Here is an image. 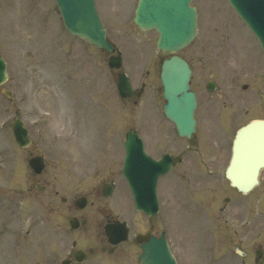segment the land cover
<instances>
[{"label":"rangeland","instance_id":"obj_1","mask_svg":"<svg viewBox=\"0 0 264 264\" xmlns=\"http://www.w3.org/2000/svg\"><path fill=\"white\" fill-rule=\"evenodd\" d=\"M199 3L210 13L222 12L216 10L220 0H200ZM97 4L107 24L109 39L122 53L121 70L131 76L134 87H139L142 81L147 83L138 104L133 102L134 99L126 100L129 102L127 110L121 104L117 88L118 70H111L108 66V53L67 31L56 0H0V53L8 62L9 70L8 80L0 86V226H5L7 232L4 238H0V246L3 245L0 264L8 261V264H46L48 261L55 264L74 242L77 246L86 242L101 244L103 228L97 216L92 223L71 229L66 217L70 215L72 204L62 203L61 197L71 200L86 194L95 185H100L108 170H121L128 127L149 134L157 130L166 132L167 137L171 129L174 130V124L161 114V103L165 100L159 94L161 81L157 63L164 53L156 48V38L144 36L134 24L137 0H97ZM230 32L232 37L228 38L208 33V37L196 39L179 52L192 59L195 85L200 87V83L208 79L210 69L224 78L230 61L240 53L243 59L240 65L246 72H251L247 60L255 53L251 41L234 25ZM221 50L222 57L229 58V62L216 60ZM207 64L210 65L208 70ZM231 75L229 72L227 77ZM205 92L199 91L201 104L198 109L204 121L191 138L196 139L199 146L203 144L201 135L211 125L208 123L211 118L203 115L207 101ZM239 94H242L241 90ZM234 107L239 108L238 105ZM254 108V114L264 116V96ZM15 109L20 110L30 127L33 139L30 147L22 148L15 140L11 127ZM154 109L160 113L157 117H154ZM143 112L145 117H142ZM233 122L234 119L226 122L229 126H225L224 131L228 132ZM163 127L166 129L161 131ZM217 136L223 138L222 134ZM228 137L231 138L232 134H225V140ZM177 140L178 148L188 141L185 137ZM36 152L46 160L45 170L39 175L29 166V158ZM185 167L189 173V163ZM37 183L44 187L42 191L38 190ZM117 185V191L110 197L90 193L93 203L81 213L96 212L95 206L102 205L127 220L132 230L131 238L122 244L121 253L125 254L124 257L127 255L132 264H138L141 250L135 235L150 227L167 230L181 256V264L194 261L191 248L198 253V245L206 246L209 255L217 254L215 248L222 243L224 229L220 230L216 242L207 241L213 239V231L206 219L203 223L200 220L199 225L192 224L196 215L181 208L182 192L174 191L172 196L163 192L166 195L161 198V212L156 218H146L132 208V198L126 195L123 182L118 180ZM227 186L225 180L228 190ZM262 190L263 181L257 190L258 196L257 192L255 194L257 201V197L262 199V204L257 205L251 216L253 222L256 216L254 230L264 236ZM58 207L62 210L59 211ZM233 217L231 207L230 211L228 208L212 218L222 223L229 218L236 224ZM182 220H186L187 225ZM13 233L17 235V242L11 240ZM205 260L210 262L211 259L208 256Z\"/></svg>","mask_w":264,"mask_h":264},{"label":"water","instance_id":"obj_2","mask_svg":"<svg viewBox=\"0 0 264 264\" xmlns=\"http://www.w3.org/2000/svg\"><path fill=\"white\" fill-rule=\"evenodd\" d=\"M191 0H141L137 10L136 22L140 25L156 27L161 36L157 45L164 51H176L187 45L194 37V17L195 12L190 7ZM234 5L239 9L242 15L254 28L264 44V0H233ZM256 1V2H255ZM65 22L72 33L86 37L90 42L98 44L100 47L106 46L113 51L112 46L105 40L106 30L100 23L95 12L92 0H60ZM189 19V21H187ZM110 65L119 67L121 60L118 57H111ZM0 69H4L3 62L0 60ZM191 69L188 63L180 56L174 55L165 59L162 66V81L164 84V95L168 102L166 104L167 114L176 122L180 134L190 135L194 130V109L196 107V98L193 91L190 90ZM3 80L5 73L3 71ZM119 89L122 95L131 94V85L129 79L124 75H119ZM16 136L22 146L29 144L27 132L23 128L22 122L15 124ZM133 136L130 133L129 140ZM128 140V142H129ZM137 150L135 154L129 157L137 158L143 153L141 142L129 146ZM236 161L233 164L229 176L232 182L239 188H248L250 185L258 182L259 170L264 167V120H255L245 127L237 136L235 141ZM235 157V156H234ZM31 165L35 171L40 172L44 166L41 158L31 159ZM151 167V166H149ZM153 173L149 189L153 191V196L136 195L138 205L144 207L149 213L157 210L155 202V183L161 170ZM241 175V176H240ZM251 178V179H250ZM152 198L151 205L155 208L150 210L148 204ZM147 199V201H145ZM75 225V224H74ZM126 228L116 231V237L111 230H108L111 240L117 242L126 235ZM154 242L147 243L146 246L152 249ZM148 248H145L147 251ZM144 261L148 259L143 258Z\"/></svg>","mask_w":264,"mask_h":264},{"label":"flooded vegetation","instance_id":"obj_3","mask_svg":"<svg viewBox=\"0 0 264 264\" xmlns=\"http://www.w3.org/2000/svg\"><path fill=\"white\" fill-rule=\"evenodd\" d=\"M224 27L225 29H227V26L223 23L219 24L217 27H215L216 29L222 28ZM199 28L202 32V36H208V27L206 24H204L203 21L200 22L199 24ZM218 84V88H219V83ZM200 85H202L200 83ZM222 96V95H220ZM231 112V111H228ZM225 113L226 115H220V120H224L225 117L230 118V113ZM221 113V112H219ZM216 112L213 111L212 109L208 108L205 111V116H209V117H213V115H215ZM190 144H193L192 142H189ZM200 143V142H199ZM159 144H165L164 146H169V153L173 155V158L176 160V165H177V161H183L182 158H178L179 154L177 151V146H176V142L174 140H171L169 137L167 136H163L160 138L159 140ZM189 149L192 146H187ZM200 153V155L203 157L204 160L206 161H214V160H219V157L222 156V146H221V141L217 136L214 135H210L209 136V141L207 143V148L204 151H197ZM180 178L185 179V188H188L190 185L193 184V178L192 175H189L186 173V168L182 169V172L178 175ZM175 180L177 181V178H175ZM173 188H176V182H174L173 184ZM251 221V220H250ZM252 222V221H251ZM245 227L247 226V223L244 225ZM238 233V237H237V244H240L241 246H243L246 250H247V254L244 256V258H242V264H246V258L248 257L250 258V260L253 258V262L255 264H264V252L261 253L260 257H258L259 254L252 255L251 251L254 249L256 250V252H259L261 247H256V242L254 241V237H246L244 238V235L241 231V229L237 230ZM93 252V249L91 250ZM249 260V264L250 261ZM73 263L74 264H80L79 262H77L75 259H73ZM110 264H116L114 260H110ZM121 264H129L128 261H125L124 263Z\"/></svg>","mask_w":264,"mask_h":264}]
</instances>
